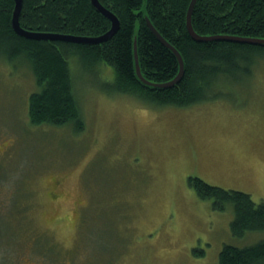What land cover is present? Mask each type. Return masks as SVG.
<instances>
[{"label":"rangeland","instance_id":"obj_1","mask_svg":"<svg viewBox=\"0 0 264 264\" xmlns=\"http://www.w3.org/2000/svg\"><path fill=\"white\" fill-rule=\"evenodd\" d=\"M75 60L80 130L33 124L29 65L0 59V264H216L224 244L264 238L232 235V204L212 208L187 179L264 202V57L181 106L107 93L112 67Z\"/></svg>","mask_w":264,"mask_h":264},{"label":"trees","instance_id":"obj_2","mask_svg":"<svg viewBox=\"0 0 264 264\" xmlns=\"http://www.w3.org/2000/svg\"><path fill=\"white\" fill-rule=\"evenodd\" d=\"M116 15L118 29L107 39L72 42L33 39L17 34L11 23L14 0H0V59L23 60L34 75L38 89L28 97V115L33 124H70L80 130L83 122L74 91L76 81L70 60L87 74H103L104 65L113 69L111 82L99 87L107 93L133 95L143 102L163 106L186 105L198 100L227 80L252 72L256 59L264 57V45L234 40H196L186 28L190 0H99ZM158 32L181 53L182 78L172 87L143 84L134 70L133 36L143 76L151 81L171 79L178 71L175 55L151 32L143 14ZM194 30L202 35L230 34L264 37V0H197L191 15ZM19 24L28 30L97 36L111 21L91 0H22ZM188 184L212 208L232 204V235L264 231V202L250 194L211 185L197 177ZM216 264H264V238L243 246L224 244Z\"/></svg>","mask_w":264,"mask_h":264},{"label":"water","instance_id":"obj_3","mask_svg":"<svg viewBox=\"0 0 264 264\" xmlns=\"http://www.w3.org/2000/svg\"><path fill=\"white\" fill-rule=\"evenodd\" d=\"M197 0H190L187 12H186V28L191 35L192 38L196 40H215V39H221V40H234V41H240V42H248V43H256L260 45H264V37H246V36H239V35H226V34H215V35H202L198 34L191 23V15L194 8V5ZM92 4L100 11L102 12L106 17H108L111 21L110 28L104 32L103 34L97 35V36H82V35H71V34H65V33H56V32H43V31H33L28 30L26 28H23L19 24V12L22 5V0H14V8L12 11V18L11 23L14 31L22 36H25L27 38H33V39H58V40H66V41H72V42H88V43H95L100 42L105 39H107L109 36H111L119 26V20L116 17L114 13H112L110 10L105 8L99 0H91ZM143 18L150 28L151 32L155 35V37L164 44L168 49L171 50V52L175 55L178 63V71L175 76H173L169 80L156 82L151 81L149 79H146L141 71L140 63L138 59V51H137V30L134 32L133 36V59H134V70L138 77V79L145 85L150 87H158V88H168L172 87L179 80L182 78L184 73V60L181 55V53L174 47L168 40H166L154 27L152 22L150 21L149 17L144 13Z\"/></svg>","mask_w":264,"mask_h":264},{"label":"flooded vegetation","instance_id":"obj_4","mask_svg":"<svg viewBox=\"0 0 264 264\" xmlns=\"http://www.w3.org/2000/svg\"><path fill=\"white\" fill-rule=\"evenodd\" d=\"M190 176H192V177H197V178H200V179L204 180L203 178H201V177L198 176V175H195V176H193V175H189L188 177H190ZM187 179H188V178H187ZM204 181H205V180H204ZM56 184H57V183H55L54 186H56ZM50 195L53 196V191L50 192Z\"/></svg>","mask_w":264,"mask_h":264},{"label":"bare ground","instance_id":"obj_5","mask_svg":"<svg viewBox=\"0 0 264 264\" xmlns=\"http://www.w3.org/2000/svg\"><path fill=\"white\" fill-rule=\"evenodd\" d=\"M105 7V6H104ZM106 8V7H105ZM109 10V9H108ZM57 33V32H56ZM71 35H75V34H71ZM226 35H230V34H226ZM80 36V35H79Z\"/></svg>","mask_w":264,"mask_h":264}]
</instances>
